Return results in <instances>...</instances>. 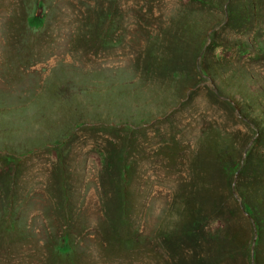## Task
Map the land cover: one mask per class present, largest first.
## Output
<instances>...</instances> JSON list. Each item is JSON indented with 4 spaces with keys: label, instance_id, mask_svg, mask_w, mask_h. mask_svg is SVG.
I'll list each match as a JSON object with an SVG mask.
<instances>
[{
    "label": "rangeland",
    "instance_id": "374dc122",
    "mask_svg": "<svg viewBox=\"0 0 264 264\" xmlns=\"http://www.w3.org/2000/svg\"><path fill=\"white\" fill-rule=\"evenodd\" d=\"M203 2L0 0V264H264V0Z\"/></svg>",
    "mask_w": 264,
    "mask_h": 264
},
{
    "label": "trees",
    "instance_id": "16d2710c",
    "mask_svg": "<svg viewBox=\"0 0 264 264\" xmlns=\"http://www.w3.org/2000/svg\"><path fill=\"white\" fill-rule=\"evenodd\" d=\"M195 1L204 3L203 0ZM252 148L253 147L247 152V159L245 160V166L243 168L240 167L237 159L228 161L220 159L219 162L224 175L231 180L237 172H239L241 176L244 175L243 173L245 171L242 170L247 167V171H257L253 173L250 180L246 183L241 184L237 182L236 188L242 198L244 211L250 214L254 219L259 236H264V159H259L257 163H253ZM239 179H241L240 176ZM201 221H203L202 218L198 220V223H201ZM189 231H191L190 227ZM57 250L61 253L69 252L64 244H59Z\"/></svg>",
    "mask_w": 264,
    "mask_h": 264
}]
</instances>
